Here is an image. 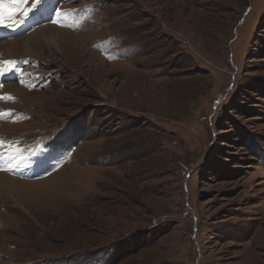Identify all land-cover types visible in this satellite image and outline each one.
Returning a JSON list of instances; mask_svg holds the SVG:
<instances>
[{"label": "rangeland", "instance_id": "obj_1", "mask_svg": "<svg viewBox=\"0 0 264 264\" xmlns=\"http://www.w3.org/2000/svg\"><path fill=\"white\" fill-rule=\"evenodd\" d=\"M31 2L0 24V264H264V0Z\"/></svg>", "mask_w": 264, "mask_h": 264}, {"label": "snow or ice", "instance_id": "obj_2", "mask_svg": "<svg viewBox=\"0 0 264 264\" xmlns=\"http://www.w3.org/2000/svg\"><path fill=\"white\" fill-rule=\"evenodd\" d=\"M15 2L17 4L24 5V4H26L27 0H15ZM37 2H39V0H37ZM18 10L19 9H17V11ZM6 11L8 13L9 18L11 17V15L14 14V12L12 11L11 8H6L4 0H0V24L4 23V16H5ZM24 14L27 15V12H25Z\"/></svg>", "mask_w": 264, "mask_h": 264}, {"label": "bare ground", "instance_id": "obj_3", "mask_svg": "<svg viewBox=\"0 0 264 264\" xmlns=\"http://www.w3.org/2000/svg\"><path fill=\"white\" fill-rule=\"evenodd\" d=\"M46 192V191H45ZM44 195V194H43ZM34 196V195H33ZM35 197V196H34ZM38 202V201H37Z\"/></svg>", "mask_w": 264, "mask_h": 264}]
</instances>
